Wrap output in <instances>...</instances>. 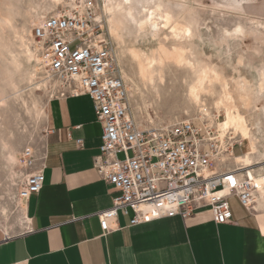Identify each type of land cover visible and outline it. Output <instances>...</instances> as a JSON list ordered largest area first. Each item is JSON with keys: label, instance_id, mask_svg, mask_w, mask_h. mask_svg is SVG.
<instances>
[{"label": "rangeland", "instance_id": "rangeland-1", "mask_svg": "<svg viewBox=\"0 0 264 264\" xmlns=\"http://www.w3.org/2000/svg\"><path fill=\"white\" fill-rule=\"evenodd\" d=\"M84 1L0 0V227L10 235L23 232L27 226L18 192L28 171L19 167V156L26 149L38 156L42 153L52 99L51 83L36 54L31 31L43 18ZM94 1L97 20L117 49L134 112L144 125L169 126L178 121H212L219 117L216 128L220 131L219 125L225 120V109L219 105L224 98L221 81L207 85L197 102L189 92L196 74L188 65L179 67L167 61L163 66L157 64L152 79L141 74L138 55L146 63V59H159L163 47L171 52L182 49L187 62L197 70L214 69L230 83L231 90L236 88L235 82L249 83L251 106L245 109L240 103L239 107L264 162V0H132L131 5L126 0ZM146 5L150 9L161 6L157 18L160 31L145 23ZM106 6L112 12L106 13ZM130 8L136 22L126 15ZM163 13L171 16L166 28L160 18ZM176 25L190 32L180 38L183 35L173 32ZM239 29L242 31L237 32ZM225 135L242 143L243 149L237 145L234 153L243 157L240 136L232 130L222 137ZM227 165L236 166L234 161Z\"/></svg>", "mask_w": 264, "mask_h": 264}, {"label": "built area", "instance_id": "built-area-1", "mask_svg": "<svg viewBox=\"0 0 264 264\" xmlns=\"http://www.w3.org/2000/svg\"><path fill=\"white\" fill-rule=\"evenodd\" d=\"M31 37L51 83V100L89 97L102 126L94 169L118 193L112 207L96 215L104 234L111 232L110 223L119 213L130 216V225L136 226L167 217L187 219L207 208L217 225H225L233 218L232 199L253 211L257 199L264 197V169L228 167L235 146L243 145L221 136L219 117L169 126H146L138 119L117 49L97 20L94 0L43 18ZM40 161L32 149L20 154L18 165L28 171L20 200L43 190Z\"/></svg>", "mask_w": 264, "mask_h": 264}, {"label": "crops", "instance_id": "crops-1", "mask_svg": "<svg viewBox=\"0 0 264 264\" xmlns=\"http://www.w3.org/2000/svg\"><path fill=\"white\" fill-rule=\"evenodd\" d=\"M101 136L89 97L49 102L39 156L45 185L22 200L23 232L10 235L0 227V264H264V197L253 211L232 199L233 218L225 225L207 208L187 219L136 226L119 213L104 234L96 215L110 209L118 193L94 169Z\"/></svg>", "mask_w": 264, "mask_h": 264}, {"label": "bare ground", "instance_id": "bare-ground-1", "mask_svg": "<svg viewBox=\"0 0 264 264\" xmlns=\"http://www.w3.org/2000/svg\"><path fill=\"white\" fill-rule=\"evenodd\" d=\"M126 2L127 4L131 5L132 0H126ZM105 11L106 13L112 12V10L108 8V6H106ZM160 11H161V6H157L154 9L148 8L147 5L143 6V12L147 14L145 23L149 22L152 30L154 31L161 30L159 21L157 19ZM126 15L129 18V20L131 19L133 22L137 21V18L133 13L132 8L128 9ZM164 15L165 16L161 15L160 18L165 20L164 28H166L171 23L170 21L171 16H169V14L167 15L164 14ZM97 19L100 20L99 18ZM111 22L115 23L113 17ZM241 31L242 30L239 29L237 32H241ZM112 32L114 33L115 30H112ZM173 32L179 36L183 35L180 36V38L181 37L183 38L184 36H187V34L190 32V29L176 25L175 27H173ZM137 58L140 61L139 64H140L141 74L144 77H150L151 79L153 78L154 73L157 71L156 66L159 63L161 64V66H163L167 61H173L177 65H179V67L185 64L188 65L190 68L193 69V71L196 74V81L194 84H192L189 87V92H190V96L197 102L200 100L201 94L208 89L207 85L212 86L215 81H221L224 87L223 88L224 98L222 101H220L221 103L219 105L224 107L225 109V120L219 125L220 127L219 132L221 136H223L229 130L234 131V133L240 136V138L242 139L245 148V152H244L245 155L243 154L244 155L243 157L235 156L234 163L246 169L247 168L251 169L254 166H259V168L264 169V162L262 160V157L258 156L259 153L258 147L256 146V143L253 141L254 138L252 139V131L248 124V120L246 116L241 112L239 107L240 103L245 109H248L251 106L250 87L247 81L243 80L242 84H240L239 82H235L236 90L235 89L231 90L230 83L228 81H225L224 79H221L219 74H217V72L214 69L207 67L197 70V68L193 67V65L190 64V62H187L183 50L178 48H175L174 51L171 52L167 50L165 47H163L161 49V56L159 57V59H155V58L151 60L146 59V63L140 60L141 57L139 58V55L137 56ZM240 88L241 90H239Z\"/></svg>", "mask_w": 264, "mask_h": 264}, {"label": "snow or ice", "instance_id": "snow-or-ice-1", "mask_svg": "<svg viewBox=\"0 0 264 264\" xmlns=\"http://www.w3.org/2000/svg\"><path fill=\"white\" fill-rule=\"evenodd\" d=\"M229 179H231V177H229ZM232 182H233V184H235V181L234 180Z\"/></svg>", "mask_w": 264, "mask_h": 264}]
</instances>
